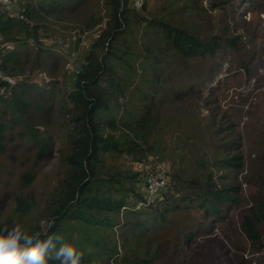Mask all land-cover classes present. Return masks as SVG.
Listing matches in <instances>:
<instances>
[{"label":"trees","instance_id":"trees-1","mask_svg":"<svg viewBox=\"0 0 264 264\" xmlns=\"http://www.w3.org/2000/svg\"><path fill=\"white\" fill-rule=\"evenodd\" d=\"M84 1L17 0L15 15H10L0 3V65L3 73L13 75L41 69L49 60L46 55L56 63L59 60L66 62L57 49L42 46L41 35L48 32L41 31L37 22L46 23L49 22L47 16L52 19L65 11L77 10ZM181 1L166 0L169 6ZM183 1L180 7L184 11L192 12L197 6L195 1ZM230 1L210 0L208 6L214 9ZM104 7L107 11L104 27L93 40V48L84 55V63L70 76V82L64 85L63 90L52 87L49 94L36 83L19 81L9 86L8 81L0 80V154L6 151V143L13 137H9V132L15 133L14 125L28 121L25 107L31 106L34 100L25 99V96L32 95L34 91L39 99L53 102L55 94L59 93L61 102L67 105L63 106V114L68 115L65 132L67 151L61 156L66 170L47 192L40 209H36V225L31 234L42 231L43 220L48 223L54 219L55 224L49 234L63 236L65 242L82 251V264H112L118 260L120 264H155L154 261L160 260V251L170 245L169 241H160L163 237L151 236L161 222L169 220L171 215L192 209L193 203L202 210L203 219L209 216L214 221L225 219L227 210L238 204L239 184L227 180L226 176L224 180L223 175H214L207 169V163L198 162L203 170L199 175L187 179L174 172L171 186L157 200L146 208L132 210L129 204L143 198L141 175L138 171L110 165L107 159L117 153H126L141 161L146 151L156 149L161 152L167 145L169 151L175 148L183 150L185 145H197L207 129L196 127L187 130L183 127L185 120L176 114L179 110L185 116L192 115L195 117L194 126L201 125L196 113L186 108L189 95L191 98L200 96V88L196 87L195 81L186 80L188 62L191 58L212 56L218 48L236 47L239 35L214 32L205 38L190 30L185 21L177 23L145 17L131 0H105ZM140 25L142 31H139ZM43 27L47 31V25ZM83 27H90L89 21L79 29ZM8 31L13 35L23 33L24 37H6L5 32ZM6 41H13V46L5 47ZM78 41L79 38L75 42ZM173 54L184 60L182 66H177ZM167 60L180 73L175 87L168 86V76L163 71ZM132 84V93L137 99L134 109L128 107L126 99ZM8 88L9 96L4 95ZM11 107L17 111L16 116L7 115ZM34 107L40 105L35 104ZM206 120L203 118L204 122ZM28 134L37 146V160L53 154L51 134L38 127L32 128ZM240 141V138H234L233 147L226 148L224 157L220 158L223 166L234 170L241 167ZM146 142L148 144L144 146ZM23 177L25 183L33 182L30 172H25ZM184 184L194 190L183 192ZM16 201L20 208H35L29 197L22 194L17 195ZM121 214L125 216L123 224L136 230L127 238L144 237L142 246L145 252L142 256L131 249V255L124 253L117 257L118 246L112 229ZM258 222L264 223V191L258 195L251 216L246 213L240 216L243 232L259 243L262 234L256 227ZM193 231L186 233L185 243H189L188 238L194 234ZM126 246L123 243L122 247Z\"/></svg>","mask_w":264,"mask_h":264},{"label":"rangeland","instance_id":"rangeland-1","mask_svg":"<svg viewBox=\"0 0 264 264\" xmlns=\"http://www.w3.org/2000/svg\"><path fill=\"white\" fill-rule=\"evenodd\" d=\"M190 1H195L194 5H197L192 12L180 7L183 0L174 6H169L166 0H143L142 6L137 8L145 17L177 23L185 21L190 30L205 38L214 32L227 36L239 35L236 47L218 48L212 56L195 57L188 62L186 80L195 81L196 87L200 88V96L191 98L189 95L186 108L196 113L201 125L194 126L195 117L192 115L185 116L179 110L176 114L185 120V129L203 127L207 133L193 147L185 145L183 150L175 148L169 151L167 145L161 152L156 149L146 151L141 161L135 160L131 154L117 153L114 157L110 156L107 163L138 171L140 175L149 170L161 169L168 177L169 187L174 172L188 179L199 175L203 170L197 163L205 162L207 169L212 170L214 175H223L224 180L226 176L227 180L239 184L238 204L227 210L225 219L214 221L210 216L203 219L202 210L191 202L192 209L171 215V221L161 222L151 236L157 239L163 237L160 241H169L170 245L160 251V260L154 261L155 264H264V223L256 224L262 234L259 243L249 239L240 224L241 213L251 216L258 195L264 191V0H247V3L231 0L214 9L208 6L210 0ZM104 3L105 0H85L79 9L54 16L57 20L47 16L49 22H37L41 31L48 32L41 35L42 46L57 49L66 62L59 60L56 63L50 59L51 56L46 55L49 60L41 69L7 74L11 79L8 85L27 81L39 84L37 86L44 87L49 94L52 87L63 90L64 85L69 84L70 76L84 63V55L93 48V40L104 27L107 14ZM99 16L100 19L97 18ZM88 21L90 27L80 30L79 27ZM43 25H47V31ZM142 29L140 25L139 31ZM5 34L6 37L13 35L10 31ZM13 37L22 38L24 35L14 34ZM77 38L79 41L75 42ZM12 42L7 41L9 47L13 46ZM63 46L65 48L62 49ZM173 58L177 66L184 64L182 58L174 54ZM168 60L164 63L163 71L168 76V86L175 87L180 73L177 68L169 65ZM132 86L126 96L130 109H134L137 103ZM9 91L10 88L6 89L4 95L9 96ZM55 95L53 102L39 99L34 91L32 95L25 96V99L34 100L31 106L25 107L28 121L14 125L15 133L9 132V137H13L6 143V151L0 154V227L17 222L31 234L36 225V209H40L47 192L64 175L66 167L61 156L67 151L65 132L68 129V115L63 114V106L67 105L61 102L59 93ZM35 104L40 107H34ZM7 112L9 116L17 115L14 107ZM203 118L207 120L204 122ZM211 118L212 122H209ZM34 127L52 135V155L37 160V146L28 134ZM234 138L241 140L238 149L242 165L238 170L223 166L220 160L226 148L233 147ZM25 172L32 174L31 184L25 183ZM190 190L194 188L188 184L183 185V192ZM19 194L29 197L35 208H20L16 201ZM124 221L125 216L119 215L112 229L113 239L118 246L117 257L120 258L124 253L131 255V249L142 256L145 252L142 246L144 237L127 238L136 230L123 224ZM41 224L42 229L47 221L43 220ZM187 229L194 230V234L188 238V244L185 243V235L189 231ZM123 243L127 246L122 247ZM112 264L120 263L118 260Z\"/></svg>","mask_w":264,"mask_h":264},{"label":"clouds","instance_id":"clouds-1","mask_svg":"<svg viewBox=\"0 0 264 264\" xmlns=\"http://www.w3.org/2000/svg\"><path fill=\"white\" fill-rule=\"evenodd\" d=\"M54 224L53 219L31 235L20 223L4 224L0 227V264H82V251L63 236L49 234Z\"/></svg>","mask_w":264,"mask_h":264},{"label":"built area","instance_id":"built-area-1","mask_svg":"<svg viewBox=\"0 0 264 264\" xmlns=\"http://www.w3.org/2000/svg\"><path fill=\"white\" fill-rule=\"evenodd\" d=\"M247 2L248 1H246V3ZM0 3L10 15L17 14V0H0ZM131 3L136 7H140L143 4V0H131ZM247 13L249 14V12ZM5 47H8V43H5ZM0 80L11 81L8 75L3 73L1 65ZM167 186L168 177L163 170L156 169L144 172V174L141 175L143 198L131 205L129 204L130 209L146 208L148 205H151L163 194Z\"/></svg>","mask_w":264,"mask_h":264},{"label":"crops","instance_id":"crops-1","mask_svg":"<svg viewBox=\"0 0 264 264\" xmlns=\"http://www.w3.org/2000/svg\"><path fill=\"white\" fill-rule=\"evenodd\" d=\"M6 42H7V41H6ZM6 42H4V43H6ZM8 47H9V46H8ZM8 47H7V48H8Z\"/></svg>","mask_w":264,"mask_h":264}]
</instances>
